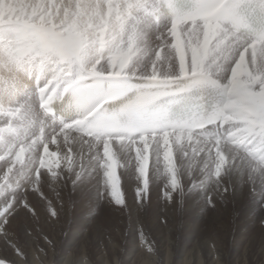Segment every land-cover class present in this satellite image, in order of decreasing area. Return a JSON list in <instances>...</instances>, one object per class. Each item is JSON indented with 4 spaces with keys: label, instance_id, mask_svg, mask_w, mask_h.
Here are the masks:
<instances>
[{
    "label": "snow or ice",
    "instance_id": "obj_1",
    "mask_svg": "<svg viewBox=\"0 0 264 264\" xmlns=\"http://www.w3.org/2000/svg\"><path fill=\"white\" fill-rule=\"evenodd\" d=\"M120 176L137 210L264 228V0H0V264H34L74 194L78 229L129 208Z\"/></svg>",
    "mask_w": 264,
    "mask_h": 264
},
{
    "label": "bare ground",
    "instance_id": "obj_2",
    "mask_svg": "<svg viewBox=\"0 0 264 264\" xmlns=\"http://www.w3.org/2000/svg\"><path fill=\"white\" fill-rule=\"evenodd\" d=\"M120 171L122 170L118 169V175ZM120 179L125 178L120 176ZM128 190L130 192L128 195L131 196L132 188L129 187ZM161 202L155 204L156 215L151 217V230L145 234L149 242L154 244L153 251L148 250L137 231L131 232L119 238L122 240L121 244V241L110 244L111 248L108 249L107 254L104 250H95L93 255L95 264H110L111 259H113L112 264H222L223 260L229 264H264V247L261 246L264 241V228L250 235L253 227L261 223L260 218L253 210L251 214L254 215L250 218L238 217L233 209V207L240 208L245 203L221 205L214 210H205L203 215H200L190 204L182 210L165 204L163 199ZM228 216L232 220L230 227L227 224ZM163 218L167 219L166 225L161 222ZM137 220L143 221L140 217ZM88 227L86 225L75 231L74 237L64 243L63 247L59 243L61 234L57 238L52 231L51 237L47 235V239L42 238L45 252H40L42 248L39 252L35 249L39 239L34 237L32 243L34 264H41L46 256L56 264H88L87 256L85 257L88 251ZM238 229L240 233L235 236L234 230ZM219 234L228 235L229 244L212 248L208 239L217 238ZM243 246L247 247L241 256L238 250Z\"/></svg>",
    "mask_w": 264,
    "mask_h": 264
},
{
    "label": "rangeland",
    "instance_id": "obj_3",
    "mask_svg": "<svg viewBox=\"0 0 264 264\" xmlns=\"http://www.w3.org/2000/svg\"><path fill=\"white\" fill-rule=\"evenodd\" d=\"M121 180V188L125 192L126 199L130 203L129 208H125L123 210L118 209L114 205L104 204L101 212L99 215L95 217V219L88 224L87 229V238H88V251L85 254L86 260L88 264H95L93 255L95 254V250L100 249L101 251L104 250V252L107 254L108 249L111 248L112 243H117V241L122 240L119 238H123L126 235L130 234L131 232L136 233L137 224L136 221L140 217L143 219V223L147 226L146 233H149L150 229V219L153 217V215H156V207L155 204L158 202L160 203L162 201V198L158 195L155 196L153 194V198H151L150 206L145 211L144 209L137 210L135 202H134V193L132 191V195L130 192H128V188H125L124 179ZM54 195V194H53ZM76 200H77V206L73 208V210L68 214V219L65 221H62L61 226H58L53 231L54 235L58 238L59 234L60 236V246L63 247L64 243L69 242L75 235V231H78L79 229L75 227L78 222L83 219L88 211L89 208V199L87 193L82 194H74ZM162 203V202H161ZM160 203V204H161ZM233 209L237 212V216H247V218H250L254 215V213L251 214L252 206L247 203L243 204L239 207H233ZM138 213V215H136ZM248 213L249 215H246ZM230 216H228L229 218ZM260 220V219H259ZM228 227L232 226V220L231 218L227 221ZM203 227V224L202 226ZM262 229L261 223L257 224L253 227V229L250 232V235L257 233ZM235 236L240 233V230H234ZM228 236V235H227ZM224 236L223 234H219L217 238L211 237L209 238V243L212 248H215L216 246H219L221 244L227 246L229 244V236ZM36 238L39 239V244L36 245L35 248L38 252H45V246L42 243L43 236L36 235ZM51 237V234H50ZM124 244V243H123ZM245 245V244H243ZM262 247H264V241H262L261 244ZM101 247V248H100ZM122 247V246H121ZM125 247V246H123ZM247 246H243L238 250V254L242 256ZM261 247V248H262ZM45 254V253H44ZM47 258L43 260L41 264H56L55 261H51L48 256ZM113 259H111L112 261ZM248 263H251L249 259H246ZM110 261V264L112 262ZM45 262V263H44ZM222 264H229V262L222 261ZM252 264V263H251Z\"/></svg>",
    "mask_w": 264,
    "mask_h": 264
}]
</instances>
